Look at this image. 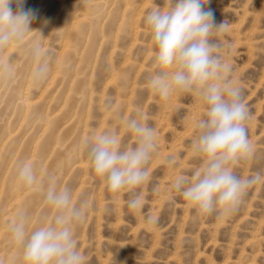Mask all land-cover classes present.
Wrapping results in <instances>:
<instances>
[{"label":"rangeland","instance_id":"1","mask_svg":"<svg viewBox=\"0 0 264 264\" xmlns=\"http://www.w3.org/2000/svg\"><path fill=\"white\" fill-rule=\"evenodd\" d=\"M37 1L24 0L23 7L25 10V6L29 5L28 9H34L33 12L36 18L32 21L30 27L38 32H30L24 41L15 44L18 47H13V49H17V52L12 49L11 51L15 53H10L12 56H9L7 55L11 52L9 51L5 56L6 58H4V62L2 60L0 64L3 65L6 59V64H9L8 62L12 60L10 65L13 62V65H16L15 67L11 65L13 71L10 70V72L4 74L0 72V140L2 141L0 142V151L5 153V155L2 152V155L0 154V174L2 170L5 172H2L0 176V188L2 187L0 195L3 193L0 197V215L13 211L11 205L14 190L17 189L15 184L18 183L15 180L17 176L16 168H18L16 163L19 166L21 163L26 162L27 159L29 160L30 153L34 152L37 154L36 161L39 162L33 166L37 169L38 180L40 179L34 185H37V188L39 186L43 195L42 192L39 194V189L37 193H33L28 198L30 199L28 205L31 204L32 209L27 212L30 222H28L27 230L30 233L35 228L40 227L46 219L51 220L53 214L51 207L45 205L43 201L41 207L40 200H44L41 197L44 196L47 189V180L50 174L52 176L56 175L57 187H68L72 192L74 204L79 205L85 202L87 204L86 215L75 226V238L79 250L85 257V264H264V0H208V3L202 5L204 10L210 9L214 13L217 24L226 22L223 34L218 39L214 37L213 41L222 43L220 54L230 65L231 79L243 89V101L249 111L246 128L253 151L246 161H241L235 166L234 171L240 177H250L256 174H260L262 177V180L247 192L238 210L228 216H221L216 212L207 216L197 215L193 209L186 206L182 197L176 194L171 187L177 176H190L201 163L192 156L191 143L197 133L196 125L203 118L205 110V105L192 94L174 93L165 100L161 99L159 95L153 94L148 88L149 75L155 74L154 71H156L152 65L155 49L150 43V39L145 35L144 18L153 7L167 9L173 5L174 0ZM105 1H107V4ZM100 5H102L101 8H99ZM11 7L15 8L12 9L15 12L16 5L13 3ZM83 9L86 10L85 13H83ZM76 22L79 24L77 25ZM35 42L40 45L42 55L49 54L48 58L51 63V71L47 79L39 85L34 83L31 85L33 82L31 76L34 72L31 70L33 66L36 67L31 49ZM74 45L77 46V54L74 51L76 48ZM4 50L0 51L1 56ZM21 51L23 52L22 55L19 54ZM23 54L28 58L24 57ZM23 57L26 59H23ZM58 60L60 61L59 64ZM128 60H130V63ZM125 63H128V65ZM125 66L127 67L125 68ZM73 78L75 82H73ZM14 79L17 81L16 83ZM51 79L53 83H51ZM60 79H63V81H58ZM5 80L6 82H4ZM23 81L27 83L25 84ZM57 81L63 84L60 85ZM47 82L49 86L45 88ZM22 83L25 85H21ZM54 83L61 87L56 88L57 85ZM43 87L45 91H42ZM53 87L55 89H52ZM68 87H72V91L71 89L68 90ZM131 87H134V90L132 89L134 93ZM18 89L22 92V94L19 93V97L26 93L28 96H24L34 101L37 100L36 102L39 101L40 104L45 102L43 106L38 107L37 113L31 108L25 111L27 110L25 106L21 110L22 105L17 96ZM3 93L7 94L4 96ZM75 93H78L80 97ZM90 93L92 96H90ZM116 100L118 103L121 101L119 105ZM89 102H91V105ZM75 103L79 104L78 107ZM62 104L65 105L62 106ZM87 105L89 106L87 107ZM128 105L130 111H128ZM11 106L17 107L12 108ZM76 107L77 109H75ZM120 107L122 108L120 109ZM76 110L77 114L75 113ZM35 113L37 115H34ZM72 114H75V116L73 115L75 119L72 118ZM44 115L48 116L50 120L45 130L42 129L43 126L40 124L43 122L41 119L43 120V117H46ZM124 115L125 118L135 117L144 120L148 126L155 129L157 136V151L147 165L149 177L137 189V192L143 197V207L136 212L130 211L127 207L129 194L113 195L109 193L103 182L94 175L90 165L83 171L74 167L75 162L79 160L87 161L84 141L92 133L113 130L118 134L120 147L135 146L132 134L124 129L122 119ZM22 117L26 121H23ZM68 118L72 120L69 121ZM20 120L22 121L20 122ZM28 121L35 122V124L30 122L33 124L31 125ZM107 121L108 124H104ZM22 122V127L26 126L27 129L19 126V123ZM159 122H161V125ZM101 125L104 126L101 127ZM17 127L19 129H16ZM21 129H23L22 133ZM29 129L31 132H29ZM9 130L15 132V136ZM52 130L54 133L50 138ZM19 134L24 136L20 137ZM57 134L59 135L58 139ZM36 136L41 138L38 139ZM17 137L20 139L19 142ZM3 141L7 143L4 144ZM57 141L59 142L55 143ZM13 145L14 147H12ZM43 146H47V152L42 153L41 147ZM15 148L16 150H14ZM9 152L12 153V155L10 153V158L7 156ZM49 153L52 157L49 156ZM64 155L69 157H67L68 160L71 159L68 166L60 173L55 170L52 171L51 164L54 159ZM171 157L175 158L173 165L168 163ZM48 158V162L45 161ZM22 159L24 160L21 161ZM44 161L47 163L45 164ZM87 164H89L88 161ZM12 166H14L13 169ZM6 173L9 176H6ZM83 175L86 178H83ZM3 177L6 178L5 184L3 183L5 178ZM18 185V187L21 186L19 183ZM77 190L78 193L74 196ZM38 202H40V206ZM37 205L38 207H36ZM39 207L41 208L37 212ZM23 208H19L16 212L22 211ZM149 216L153 219L151 225L146 222ZM1 217L3 220L6 215ZM8 222L4 226H7L8 229L4 228L7 231H9L8 226H10ZM13 245L14 243L6 244L5 248L7 247L6 250L13 251L14 254L19 253L17 255L18 264H23L21 247L18 244H15L17 246ZM3 261L1 258L0 263Z\"/></svg>","mask_w":264,"mask_h":264},{"label":"clouds","instance_id":"2","mask_svg":"<svg viewBox=\"0 0 264 264\" xmlns=\"http://www.w3.org/2000/svg\"><path fill=\"white\" fill-rule=\"evenodd\" d=\"M16 5L13 12L11 5ZM208 0H174L170 8L153 7L145 16V35L155 52L152 60L155 74L148 78L153 94L167 100L174 93L192 94L205 105L204 116L196 125L191 153L201 163L192 174L177 176L172 190L182 197L197 215L216 212L228 216L238 210L247 192L262 180L260 174L236 175L234 168L252 154L246 121L249 111L243 101V89L230 77V65L220 54L222 43L214 42L223 34L226 22L217 24L214 13L204 10ZM24 0H0V51L24 41L36 18L33 10H24ZM36 62L33 83H43L50 71L48 55H42L36 44L31 49ZM11 65H0V72H10ZM125 131L132 134L135 146L120 147L113 130L92 133L84 141L90 168L109 193H128L127 207L136 212L143 207L137 192L148 179L147 165L157 151L154 128L138 118H122ZM173 165L175 158H169ZM17 182L24 187L37 183L32 163L17 168ZM44 203L51 207V220L30 233L25 211L17 213L9 226L11 239L22 249L23 264H85V257L75 238V226L86 215L87 204L73 203L68 187H57L50 176L44 192ZM151 225L153 219L147 218Z\"/></svg>","mask_w":264,"mask_h":264},{"label":"bare ground","instance_id":"3","mask_svg":"<svg viewBox=\"0 0 264 264\" xmlns=\"http://www.w3.org/2000/svg\"><path fill=\"white\" fill-rule=\"evenodd\" d=\"M39 1V0H38ZM37 1V2H38ZM91 1V0H90ZM28 2V1H27ZM93 2V1H92ZM106 2V4H107V1H105ZM115 2V1H114ZM52 3V2H51ZM82 3V2H81ZM25 4H26V2H25ZM29 4V3H28ZM32 4V3H31ZM36 4V3H35ZM42 4V3H41ZM83 4V3H82ZM88 4V3H87ZM127 4V3H126ZM143 4V3H142ZM141 4V5H142ZM84 5H85V3H84ZM89 5V4H88ZM153 5V4H152ZM215 5V4H214ZM12 6H13V4H12ZM29 5H26L25 6V10H27L29 7H28ZM69 6V5H68ZM86 6V5H85ZM98 6V5H97ZM101 6L102 5H100L99 6V8H101ZM113 6V5H112ZM127 6V5H126ZM144 6V5H143ZM149 7V6H148ZM157 7V6H156ZM211 7V6H210ZM125 8V7H124ZM214 8V7H213ZM220 8V7H219ZM12 9H15V8H12ZM88 9V8H87ZM221 9H222V7H221ZM34 10V9H33ZM36 10V9H35ZM84 10V9H83ZM83 10H82V12H83ZM85 11L86 10H84V12L83 13H85ZM136 11H137V9H136ZM115 12V11H114ZM88 13V12H87ZM86 13V14H87ZM78 14H79V12H78ZM108 14H109V12H108ZM82 15H84V14H82ZM108 16V15H107ZM88 17V16H87ZM76 18H78V17H76ZM87 19V18H86ZM43 22V21H42ZM84 22V21H83ZM61 23V22H60ZM77 23V22H76ZM121 23V22H120ZM79 23H77V25H78ZM81 24V23H80ZM137 24V23H136ZM69 25V24H68ZM73 25V24H72ZM97 25V24H96ZM121 25V24H120ZM71 26V25H70ZM81 26V25H80ZM82 28V27H81ZM71 29V28H70ZM33 30V29H32ZM54 30V29H53ZM120 30V29H119ZM72 31H73V29H72ZM90 31V30H89ZM95 31V30H94ZM93 31V32H94ZM97 31V30H96ZM72 33V32H71ZM70 33V34H71ZM89 33V32H88ZM136 33H138V32H136ZM69 35V34H68ZM138 35V34H137ZM73 36V35H72ZM28 37V36H27ZM39 37V36H38ZM66 37H67V35H66ZM35 38V37H34ZM26 39V38H25ZM63 39H64V37H63ZM67 39H69V38H67ZM66 39V40H67ZM93 39V38H92ZM94 39H95V37H94ZM70 40V39H69ZM80 41V40H79ZM78 41V42H79ZM147 42V41H146ZM21 43V42H20ZM31 43V42H30ZM65 43V42H64ZM33 44V43H32ZM36 44V42L34 43V45ZM60 44V43H59ZM67 44V43H66ZM66 44H64V45H66ZM69 44V43H68ZM79 44V43H78ZM78 44H76L77 46H78ZM87 44V43H86ZM100 44H101V42H100ZM262 44V43H261ZM23 45V44H22ZM27 45V44H26ZM26 45H25V47H26ZM92 45V44H91ZM90 45V46H91ZM41 46H42V44H41ZM67 46V45H66ZM65 46V47H66ZM75 46V45H74ZM77 46H75L74 48H75V53H76V49H77ZM151 46V45H150ZM253 46V45H252ZM13 47L15 48L16 46H15V44L14 45H11V46H9V47H7L3 52H2V56H1V54H0V64H1V61L3 60V62H4V58H6L5 56H6V54L9 52V51H11L12 49H13ZM18 47V46H17ZM16 47V48H17ZM43 48H44V46H42ZM33 48V47H32ZM132 48V47H131ZM147 48V47H146ZM26 49V48H25ZM61 49V48H60ZM63 49V48H62ZM65 49V48H64ZM73 49V48H72ZM98 49H99V47H98ZM130 49V48H129ZM149 49V48H148ZM251 49V48H250ZM17 49H13V51H16ZM67 50V49H66ZM82 50H83V48H82ZM81 50V51H82ZM90 50H91V48H90ZM151 50V49H150ZM23 51H24V49H23ZM30 51V50H29ZM41 51H42V49H41ZM61 51H63V50H61ZM68 51H70V49H68ZM73 51V50H72ZM73 51V52H74ZM252 51V50H251ZM17 52V51H16ZM129 52V51H128ZM10 53H15V52H9V54H7V55H9V56H12ZM22 51H21V53H19V54H21L22 55ZM25 54H26V51L24 52ZM60 53V52H59ZM71 53V52H70ZM97 53V52H96ZM113 53V52H112ZM111 53V54H112ZM18 54V55H19ZM71 54H73V53H71ZM77 54V53H76ZM80 54H81V52H80ZM79 54V55H80ZM110 54V55H111ZM14 55V54H13ZM24 55V54H23ZM82 55V54H81ZM80 55V56H81ZM144 55H146V54H144ZM30 56V55H29ZM24 57H26V58H28L27 56H25L24 55ZM23 57V59H26V58H24ZM56 57V56H55ZM61 58H62V55L60 56ZM94 57V56H93ZM96 57V56H95ZM9 58V57H8ZM7 58V59H8ZM13 58V57H12ZM111 58V57H110ZM13 59H15V58H13ZM17 59V58H16ZM59 59V58H58ZM81 59V58H80ZM86 59V58H85ZM10 60V59H9ZM61 60V59H60ZM126 60H127V58H126ZM147 60V59H146ZM5 61L7 62V60L5 59ZM12 60H10L8 63H10ZM19 61V60H18ZM129 61V63H130V60H128ZM6 62L4 63V64H6ZM58 62V64H59V60L57 61ZM72 62V61H71ZM125 62V61H124ZM138 62V61H137ZM14 63V62H13ZM13 63H11V65H13ZM31 63H32V61H31ZM36 62H34V64H35ZM3 64V65H4ZM125 64H127L128 65V63H125ZM19 65H21L20 63H19ZM86 65V64H85ZM16 66V65H15ZM14 65H13V67H15ZM22 66V65H21ZM57 66H59V65H57ZM77 66H78V64H77ZM95 65L93 64V67H94ZM12 67V66H11ZM19 66L17 65V68H18ZM31 68H32V66H30ZM59 67H61V66H59ZM127 66H125V68H126ZM138 67V66H137ZM75 68L76 69H78V67H76L75 66ZM123 68V67H122ZM124 68V69H125ZM30 69V68H29ZM29 69H27V70H29ZM33 69H35L34 68V66H33V68H32V70L31 71H34ZM76 69H75V71H76ZM93 69V68H92ZM124 69H122V70H124ZM154 69V68H153ZM23 70V69H22ZM136 70H137V68H136ZM142 70V69H141ZM11 71H13V69H11ZM14 71H15V69H14ZM115 71V70H114ZM113 71V72H114ZM27 72H29V71H27ZM57 72V71H56ZM77 72V71H76ZM130 72V71H129ZM155 72V71H154ZM5 72H3V74H4ZM33 73V72H32ZM55 73V72H54ZM92 73V72H91ZM116 73V72H115ZM118 73V72H117ZM9 74V73H8ZM56 74V73H55ZM59 74V73H58ZM69 74V73H68ZM78 74V73H77ZM11 75V74H10ZM136 75V74H135ZM13 76V75H12ZM30 76H31V74H30ZM52 76V75H51ZM56 76H57V74H56ZM64 76H65V74H64ZM94 76V75H93ZM112 76V75H111ZM15 77V76H14ZM54 77V76H53ZM75 77V76H74ZM91 77V76H90ZM115 77H116V75H115ZM4 78H5V76H4ZM7 78H8V76H7ZM51 78V77H50ZM67 78H69V77H67ZM1 79V78H0ZM31 79H32V76H31ZM30 79V80H31ZM53 79H55V78H53ZM64 79V78H63ZM63 79L61 80H58V81H63ZM111 79H113L112 77H111ZM8 80V79H7ZM15 80V79H14ZM13 80V81H14ZM28 80H29V77H28ZM28 80H27V82H28ZM90 80V79H89ZM31 81H33V80H31ZM50 81V80H49ZM57 81V82H58ZM109 81H110V79H109ZM112 81V80H111ZM116 80L114 79V82H115ZM3 82V81H2ZM4 82H6V80L4 81ZM15 83L17 82L16 80L14 81ZM24 82V81H23ZM27 82H24L25 84L27 83ZM73 82H75L74 81V78H73ZM133 82V81H132ZM14 83V84H15ZM24 83H22L21 85H23ZM29 83H31V82H29ZM51 83H53L52 82V79H51ZM59 84H60V82H58ZM89 83V82H88ZM106 83V82H105ZM117 83V82H116ZM237 83V82H236ZM4 84V83H3ZM7 84V83H6ZM18 84V83H17ZM24 84V85H25ZM50 84V83H49ZM55 84V83H54ZM53 84V85H54ZM63 83H61L60 85H62ZM113 84V83H112ZM239 84V83H238ZM16 85V84H15ZM19 85V84H18ZM31 85H33V82H32V84ZM36 85V84H35ZM55 85H57L58 86V84H55ZM54 85V86H55ZM71 85H73L72 83H71ZM89 85V84H88ZM92 85V84H91ZM29 86V85H28ZM28 86L26 87L27 89H28ZM46 86L48 87L49 85H48V82H47V85H45V88H46ZM55 86L56 88H60L61 86ZM68 86V85H67ZM84 86V85H83ZM90 86V85H89ZM93 86V85H92ZM115 86V85H114ZM126 86V85H125ZM50 87H52L51 85H50ZM55 87H53L52 89H55ZM120 87V86H119ZM134 87H135V85H134ZM134 87H131V90L133 89L134 90ZM12 88V87H11ZM22 88V87H21ZM30 88V87H29ZM105 88V87H104ZM1 89V88H0ZM9 89V88H8ZM36 89H38V88H36ZM48 89V88H47ZM51 89V88H50ZM51 89V90H52ZM69 89H71V91H72V87L71 88H69L68 87V90ZM92 89V88H91ZM90 89V90H91ZM116 89V88H115ZM121 89V88H120ZM123 89V88H122ZM5 90V89H4ZM44 90V87H43V89H42V91ZM51 90H50V92H51ZM74 90V89H73ZM105 90V89H104ZM133 90H132V92H133ZM9 91V90H8ZM18 91V97H19V93L20 94H22V92L20 91V89H18L17 90ZM20 91V92H19ZM24 91V90H23ZM42 91H41V93H42ZM45 91V90H44ZM67 91V90H66ZM83 91V90H82ZM92 91V90H91ZM90 91V92H91ZM2 92V91H1ZM4 92H6V91H4ZM56 92H58V91H56ZM55 92V93H56ZM75 92V91H74ZM77 92V91H76ZM28 93V92H27ZM44 93V92H43ZM48 93H49V91H48ZM69 93H70V91H69ZM68 93V94H69ZM92 93V92H91ZM90 93V96H92V94ZM134 93V92H133ZM132 93V94H133ZM4 94V96H5V94H7V93H3ZM31 94V93H30ZM76 94V93H75ZM78 94V93H77ZM76 94V95H77ZM81 94V93H80ZM84 94V93H83ZM125 94V93H124ZM176 94V93H175ZM24 95H27L28 96V94H26V93H24ZM24 95H22L21 97H19L18 99H20V104L22 105V108H21V110L23 109V106H25L26 107V109L27 110H25V111H28L30 108L31 109H33L36 113L38 112V107L39 106H43L44 104L43 103H45V102H43V103H39V101L38 102H36L37 100H36V98H35V100L36 101H34L33 99H31V98H29V97H27V96H24ZM65 95V94H64ZM79 95V94H78ZM152 95V94H151ZM173 95V94H172ZM30 96V95H29ZM43 96V95H42ZM45 96V95H44ZM67 96V95H66ZM132 96V95H131ZM16 97V96H15ZM39 97H41L40 95H39ZM47 98L49 97V96H46ZM64 97V96H63ZM79 97H80V95H79ZM83 97V96H82ZM17 98V97H16ZM119 98V97H118ZM2 99V98H1ZM18 99H16V101H18ZM39 99V98H38ZM43 99V98H42ZM52 99V98H51ZM50 99V100H51ZM64 99V98H63ZM62 99V101H64ZM68 99V98H67ZM92 99V98H91ZM174 99V98H173ZM3 100V99H2ZM48 100V99H47ZM80 100H81V98H80ZM103 100V99H102ZM117 100H119V99H117ZM117 100H116V102H117ZM124 100V99H123ZM15 101V102H16ZM75 101V100H74ZM79 101V100H78ZM77 101V102H78ZM125 101V100H124ZM3 102V101H2ZM1 102V103H2ZM120 102L121 101H119V103H118V105L120 104ZM131 102V101H130ZM9 103V102H8ZM72 103V102H71ZM79 103V102H78ZM90 103V105H91V102H89ZM174 103V102H173ZM11 104V103H10ZM75 104H77V103H75ZM75 104H73V105H75ZM80 104V103H79ZM79 104H77V107H78V105ZM82 104V103H81ZM88 104V103H87ZM100 104V103H99ZM115 104V103H114ZM14 105V104H13ZM16 105V104H15ZM65 105V104H64ZM63 104H62V106H64ZM133 105V104H132ZM1 106V105H0ZM17 106H18V104H17ZM17 106H11L12 108L14 107H17ZM61 106V105H60ZM89 105H87V107H88ZM129 106V105H128ZM48 107V106H47ZM77 107L75 108V109H77ZM117 107H119V106H117ZM146 107V106H145ZM40 108H43V107H40ZM69 108V107H68ZM122 107H120V109H121ZM10 109V108H9ZM17 109V108H16ZM15 109V110H16ZM62 109V108H61ZM74 109V108H73ZM14 110V109H13ZM45 110H47V109H45ZM127 110V108L125 109V111ZM32 111V110H31ZM80 111V110H79ZM128 111H130V106H129V109H128ZM132 111V110H131ZM21 112V111H20ZM46 112V111H45ZM47 112H48V110H47ZM46 112V113H47ZM65 112V111H64ZM77 112V110L75 111V113ZM84 112H86V111H84ZM107 112V111H106ZM106 112H104V113H106ZM25 113H27V112H25ZM34 114V115H37V114ZM55 113V112H54ZM57 113H59V112H57ZM56 113V114H57ZM108 113H109V111H108ZM107 113V114H108ZM14 114H15V112H14ZM28 114V113H27ZM41 114H45V113H41ZM56 114H53V115H56ZM62 114V113H61ZM64 114V113H63ZM77 114V113H76ZM146 114V113H145ZM144 114V115H145ZM24 115V114H23ZM22 115V116H23ZM26 115V114H25ZM33 115V114H32ZM47 115V114H46ZM46 115H44V116H46ZM48 115H49V113H48ZM75 116V114H72V118ZM105 115V114H104ZM14 116V115H13ZM13 116H12V118H13ZM27 116H29V115H27ZM52 116V115H51ZM87 116V115H86ZM89 116V115H88ZM106 116V115H105ZM111 116V115H110ZM40 117V116H39ZM53 117V116H52ZM66 117H69V116H66ZM70 117H71V114H70ZM109 117V115L107 116V118ZM26 118V117H25ZM38 118V117H37ZM41 118V117H40ZM64 118V117H63ZM87 118V117H86ZM104 118H106V117H104ZM124 118H125V115H124ZM7 119V118H6ZM9 119V118H8ZM22 119H24L23 117H22ZM68 119H70V118H68ZM74 119H75V117H74ZM78 119V118H77ZM144 119V118H143ZM11 120V119H10ZM10 120H8V121H10ZM28 120V119H27ZM30 120V119H29ZM65 120V119H64ZM63 120V121H64ZM72 119H70L69 121H71ZM105 120V119H104ZM7 121V120H6ZM22 120H20V122H21ZM23 121H26V119H24ZM41 121H43L42 123H40V122H38V123H40L42 126H43V128L42 129H47V126H48V124H49V117L48 116H46V117H43V120L41 119ZM66 121H67V119H66ZM86 121V120H85ZM106 121V120H105ZM144 121V120H143ZM29 122V121H28ZM30 122H32V121H30ZM29 122V123H30ZM37 122V121H36ZM57 122H58V120H57ZM163 122V121H162ZM32 123H34L35 124V122H32ZM32 123H30L31 125H33ZM74 123V122H73ZM160 123V125H161V122H159ZM158 123V124H159ZM20 124V125H19ZM18 125L19 126H23L22 124H23V122L22 123H19ZM29 124V125H30ZM103 124V123H102ZM104 124H108V121H107V123H105L104 122ZM25 125H26V122H25ZM30 125V126H31ZM56 126H57V123L55 124ZM66 125V124H65ZM73 125V124H72ZM4 126H5V124H4ZM27 126H28V123H27ZM35 126V125H34ZM61 126V125H60ZM102 126H104V125H101V127ZM6 127V126H5ZM63 127H64V125H63ZM114 127V126H113ZM121 127V126H120ZM15 128V127H14ZM23 128V127H22ZM62 128V127H61ZM165 128H167V127H165ZM16 129H19V127H17ZM23 129H27V127L25 126ZM23 129H21V133H22V130ZM33 129H34V127H33ZM60 129V128H59ZM192 129V128H191ZM190 129V130H191ZM41 130V129H40ZM57 130V129H56ZM10 131V130H9ZM18 131V130H17ZM28 131V130H27ZM10 132H12V131H10ZM20 132V131H19ZM29 132H31V130L29 129ZM29 132H27V134H29ZM41 132V131H40ZM46 132V131H45ZM73 132V131H72ZM44 133V132H43ZM54 133V131L52 130V132H51V134H50V138H51V136H52V134ZM99 133V132H98ZM122 133V132H121ZM12 134H14V136H15V132L13 133L12 132ZM23 134H24V131H23ZM41 134H42V132H41ZM58 134H59V132H58ZM57 134V135H58ZM72 134V133H71ZM158 134V133H157ZM185 134V133H184ZM10 135H11V133H10ZM20 135V137L21 136H24V135H21V134H19ZM39 136H40V134H38ZM1 136V135H0ZM9 136V135H8ZM12 136V135H11ZM18 136V135H17ZM26 136V135H25ZM10 137V136H9ZM13 137V136H12ZM55 137V136H54ZM1 138V137H0ZM11 138V137H10ZM18 138V137H17ZM36 138H38V139H40L41 137H37L36 136ZM59 138V135H58V137H57V139ZM68 138V137H67ZM5 139H7V138H5ZM4 139V140H5ZM25 139V138H24ZM35 139V138H34ZM55 139V138H54ZM56 139V140H57ZM69 139H70V137H69ZM13 140V139H12ZM19 138H18V142H19ZM36 140V139H35ZM34 140V143H35V145H36V141ZM177 140V139H176ZM39 141V140H38ZM67 141V140H66ZM163 141V140H162ZM0 142H2L1 140H0ZM4 142V141H3ZM6 142V141H5ZM4 142V144H6L7 142H8V140H7V142L5 143ZM54 142V141H53ZM59 141H57V142H55V143H58ZM178 142V141H177ZM9 143V142H8ZM23 143V142H22ZM33 143V141L31 142V144ZM3 144V143H2ZM12 144H14L15 145V143H13L12 142ZM12 144H7V145H12ZM37 144H38V142H37ZM14 145L12 146V147H14ZM18 145V144H17ZM55 145V144H54ZM16 146V145H15ZM31 146V145H30ZM56 146V145H55ZM55 146H53V147H55ZM63 146V145H62ZM177 146V145H176ZM1 147H2V145H1ZM6 147V146H5ZM20 147V146H19ZM32 147V146H31ZM36 147V146H35ZM181 147V146H180ZM3 148V147H2ZM7 148V147H6ZM5 148V149H6ZM17 148V147H16ZM16 148L14 149V150H16ZM56 148V147H55ZM4 149V148H3ZM3 149H1V150H3ZM8 149V148H7ZM37 149V148H36ZM167 149V148H166ZM175 149V148H174ZM178 149V148H177ZM20 150V149H19ZM56 150V149H55ZM80 150V149H79ZM168 150V149H167ZM33 151H35V150H33ZM32 151V152H33ZM41 151H42V153H44V152H47L48 151V148H47V146H43V147H41ZM1 152L2 151H0V154H1ZM13 152V151H12ZM36 152V151H35ZM52 152V151H51ZM167 152H170V151H167ZM10 153L11 152H9V154L7 155V156H9V158H10ZM17 153V152H16ZM2 154H4L5 155V153L4 152H2ZM1 154V155H2ZM6 154H7V152H6ZM13 154H14V152H13ZM3 155V156H4ZM11 155H12V153H11ZM28 155V154H27ZM36 155L37 154H35L34 152L31 154L30 153V157H28L29 158V160L27 159V161L26 162H29V163H32L33 165L34 164H36V163H38L37 161H36ZM67 155V154H66ZM68 155H69V153H68ZM155 155V154H154ZM7 156H6V158H7ZM16 156V155H15ZM49 156L50 157H52V155L49 153ZM68 157V156H67ZM67 157L64 155V156H59V157H57L56 159H54V161L52 162V164H51V166H52V171L53 170H55V171H58L59 173L60 172H63L64 171V169H65V167L66 166H68V164H69V162H70V160H68L67 159ZM71 157V156H70ZM16 158V157H15ZM18 158V157H17ZM69 158V157H68ZM153 158V157H152ZM25 159V160H26ZM81 159H82V157H81ZM3 160V159H2ZM12 160V159H11ZM24 159H22L21 161H23ZM47 160H49V158L48 159H45V161H47ZM159 160H160V158H159ZM9 161V160H8ZM16 161H17V159H16ZM44 161V162H45ZM76 161V160H75ZM84 161H86V160H79L78 162H75L76 164H75V166L74 167H76V169H78V170H84L89 164H87L86 165V162L88 161H86V162H84ZM13 162H14V160H13ZM48 162V161H47ZM47 162H45V164L47 163ZM162 162V161H161ZM10 163H12V162H10ZM19 163V162H18ZM89 163V162H88ZM6 164H7V162H6ZM22 164V163H21ZM44 164V165H45ZM2 165V164H1ZM16 166L18 167V165H17V163H16ZM9 167H10V164H9ZM13 167L14 166H12V169H13ZM38 167V166H37ZM11 168V167H10ZM71 168H73V167H71ZM89 168V167H88ZM9 169V168H8ZM12 169H11V171H12ZM17 169V168H16ZM0 170H1V168H0ZM7 170V169H6ZM5 170V171H6ZM35 170H37L36 168H35ZM70 170V169H69ZM7 171H9V170H7ZM6 171V172H7ZM14 171H16V170H14ZM43 171V170H42ZM87 172H88V170H86ZM2 172H4L3 170H2ZM2 172H1V174H2ZM44 172V171H43ZM49 172V171H48ZM5 173V172H4ZM41 173V172H40ZM67 173H68V171H67ZM1 174H0V176H1ZM48 174V173H47ZM46 174V175H47ZM86 174V173H85ZM88 174V173H87ZM5 175V174H4ZM3 175V176H4ZM8 174L6 173V176H7ZM9 176V175H8ZM50 176H52V174H50ZM59 176V175H58ZM67 176V175H66ZM66 176H65V178H66ZM69 176V175H68ZM84 176V175H83ZM13 178H14V175L12 176ZM47 177H48V175H47ZM55 177H56V175H55ZM91 177V176H90ZM3 178H5V177H3ZM83 178H86V176H84ZM93 178V177H92ZM79 179V178H78ZM0 180H1V178H0ZM5 180H6V178L3 180L4 182V184H5ZM15 180H16V177H15ZM14 180V181H15ZM40 180V179H39ZM39 180H37V181H39ZM64 180H66V179H64ZM49 181V179L47 180V182ZM43 182V181H42ZM2 183V184H3ZM46 183V182H45ZM83 183H84V181H83ZM3 184V185H4ZM63 184V183H62ZM82 184V183H81ZM80 184V186L82 187V185ZM93 184V183H92ZM15 186H16V188L17 189H15L14 190V195H13V202H12V205H11V207H13V211H8L7 213H3L2 215H6V217H4L3 218V220H2V215H0V259L2 258V260H4L2 263H0V264H18V261H19V259H18V256L17 255H19V253H16V254H14V252L12 251V252H10V250H6V248H5V246H6V244H13L14 242H13V240L11 239V235H10V232L9 231H7V230H5L4 228H7V226L6 227H4L5 226V224H6V222H8V221H13V220H15V218H16V214L18 213V212H16V210H18L19 208H21V207H24L23 208V211H25L26 213L27 212H29V210H31L32 209V206H31V204L30 205H28V200H30V199H28L29 197H30V195H32L33 193H37L38 191H39V186H38V188H37V185H33L32 187H24V186H20V187H18L19 185H18V183L17 184H15ZM63 186V185H62ZM79 186V185H78ZM5 187H6V185H5ZM64 187V186H63ZM81 187H79V188H81ZM84 187V186H83ZM2 188V187H1ZM1 188H0V190H1ZM78 188V187H77ZM14 189V188H13ZM3 190V189H2ZM4 190H6V188H4ZM79 190V189H78ZM78 190H77V192L76 193H74V196H75V194H77L78 193ZM82 190H83V188H82ZM44 191V190H43ZM74 191V190H73ZM1 192V191H0ZM4 192V191H3ZM41 189H40V193L39 194H41ZM3 193H1V195H2ZM1 195H0V197H1ZM42 195H43V192H42ZM89 197H90V195H88ZM41 198H44V196L43 197H41ZM12 199V198H11ZM75 199V198H74ZM101 199V198H100ZM32 200V199H31ZM102 200V199H101ZM12 201V200H11ZM33 201V200H32ZM39 201V200H38ZM42 201H43V203H44V200H40V202H41V207L43 206L42 204ZM102 201H104V200H102ZM31 202V201H30ZM29 202V203H30ZM40 202H38V205H39V203ZM73 202H74V200H73ZM98 202V201H97ZM100 202V201H99ZM101 203H103V202H101ZM91 204V203H90ZM38 205L36 206V207H38ZM46 205V204H45ZM98 205H101V204H98ZM10 206V205H9ZM40 206V205H39ZM101 206H103V205H101ZM8 207V206H7ZM26 207H28L27 208V210H26ZM41 207H39V208H37V212L40 210V208ZM5 209V208H4ZM8 209V208H7ZM35 209V208H34ZM39 209V210H38ZM6 211V210H5ZM4 211V212H5ZM16 213H15V212ZM53 211V210H52ZM37 212H36V215H37ZM35 215V216H36ZM53 215V214H52ZM91 215V214H90ZM10 217H11V219H10ZM36 218V217H35ZM50 218H51V216H50ZM33 220H35V219H33ZM45 220V219H44ZM50 220V219H49ZM36 221H37V219H36ZM33 222V221H32ZM9 223V222H8ZM30 223V222H29ZM34 223V222H33ZM33 223H31V224H33ZM9 224H11V222L9 223ZM30 224V226L32 227V225ZM8 225V224H7ZM9 227V226H8ZM30 227V228H31ZM152 227V226H151ZM28 228V227H27ZM8 229V228H7ZM30 231H31V229H30ZM8 242V243H7ZM125 243V242H124ZM16 243H14V245H15ZM13 245V246H14ZM132 245V244H131ZM9 246V245H8ZM12 246V245H11ZM15 246H17V245H15ZM18 252V251H17Z\"/></svg>","mask_w":264,"mask_h":264}]
</instances>
